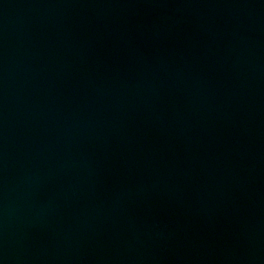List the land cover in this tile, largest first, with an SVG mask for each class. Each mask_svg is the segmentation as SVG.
<instances>
[{"label": "water", "instance_id": "obj_1", "mask_svg": "<svg viewBox=\"0 0 264 264\" xmlns=\"http://www.w3.org/2000/svg\"><path fill=\"white\" fill-rule=\"evenodd\" d=\"M0 264H264V0H0Z\"/></svg>", "mask_w": 264, "mask_h": 264}]
</instances>
